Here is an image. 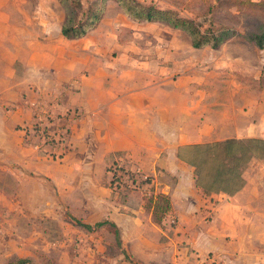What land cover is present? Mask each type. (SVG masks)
Returning <instances> with one entry per match:
<instances>
[{
    "label": "crops",
    "instance_id": "0c3cea01",
    "mask_svg": "<svg viewBox=\"0 0 264 264\" xmlns=\"http://www.w3.org/2000/svg\"><path fill=\"white\" fill-rule=\"evenodd\" d=\"M111 11L121 13L125 19L113 18ZM105 19L110 29L100 38ZM135 24H156L165 31H180L162 23L135 22L108 0L102 19L84 37L68 40L59 31L58 43L51 36L32 43L37 52L32 67L34 76L24 82L16 96L32 94L31 97H38L45 104L56 99L59 106L54 113L78 109V120L69 140L72 150L62 156V168L74 169L73 178L78 181L98 182L103 174L106 186L102 195L108 198L104 199L105 222L113 224L121 237L127 229L133 231L144 245L151 243L146 236L149 232L154 239L150 246L167 249L169 241L163 238L164 243L159 245V240L161 235L165 238L168 235L145 215L142 196L131 192L125 202L120 201L109 188L106 168L114 160L125 159L132 170L156 178V193L168 198L172 215L177 219L172 236L190 232L193 249L200 258L171 248L170 257L163 260L152 255L150 261L264 264V162L256 163V167L253 163L252 167L248 165L242 175L244 186L236 194L204 195L196 187L190 168L177 158L180 147L201 144L209 136L264 131L263 89H255V93L247 96L250 92L240 84L231 88V67L237 55L226 58L224 46L229 41L216 50L195 49L189 37L180 31L189 40V55L198 50H206L208 54L201 60L206 70L200 81L196 69L199 60H190L185 68L179 66V63L184 66L183 61L168 62L173 61L180 48L167 43L165 34L158 33V41L151 44L135 39L127 42L128 34L141 35L136 28L129 31ZM244 46L261 50L246 42ZM236 61L242 62L238 57ZM236 77L255 84L261 75ZM211 83L217 86V93L209 86ZM232 90L235 93L230 99ZM31 115L6 112L0 106V243L5 246L15 244V238L22 239L16 223L19 219L26 216L31 222L32 217L37 219L41 213L54 211V194L49 196L47 190L40 194L37 186L42 188V183L47 182L51 189L58 190L55 163L47 160L48 155L40 151L37 142L26 139L20 127L31 120ZM223 139L217 141L233 138ZM163 175L173 181L161 183ZM79 202L85 209L84 194ZM94 204L101 212L102 204L97 201ZM14 254L1 251L0 259L6 261Z\"/></svg>",
    "mask_w": 264,
    "mask_h": 264
},
{
    "label": "rangeland",
    "instance_id": "374dc122",
    "mask_svg": "<svg viewBox=\"0 0 264 264\" xmlns=\"http://www.w3.org/2000/svg\"><path fill=\"white\" fill-rule=\"evenodd\" d=\"M92 1L94 0H81L82 7L78 15L81 20L84 19L88 6ZM139 1L145 4L155 5L162 10L176 11L182 17L197 19L199 22H203L205 27H208L209 24L217 26L230 24L232 20L228 12H231L235 16L238 22L236 27L240 32H243L252 23V16H249V14H238L235 9L228 10V5L235 0ZM253 1L259 2L264 0ZM210 6L212 11L208 13ZM111 13L113 18L125 19L121 13L116 14L115 11H111ZM64 17L65 12L58 0H0V106L6 112H13V114L21 113V111L32 114L31 120L27 123L23 122L20 126L21 129L23 128L28 131V128L36 122L35 114H39V112L41 113L39 115L42 116L49 115L42 118V122L46 125L50 134L58 133L66 129V141L60 149H55L52 146H50L51 148L42 147L41 149L43 153L46 155L50 154L53 157L55 155L64 156L72 150L69 145V140L73 131L74 122L78 118V109L69 108L64 112L62 111L63 113H54L56 107L59 106L56 99L53 101L49 100V104H45L42 99L31 97L32 94L16 96L15 93L20 92L24 82H29L34 76L32 67L36 61L37 52L36 48L32 46V43L45 39L47 36L55 37V42L58 43L59 39L57 38ZM106 20H104L105 23L100 29L99 34H102L100 38L105 37L107 32H109L110 24L106 23L108 22ZM133 26L129 31L132 32L136 28L135 31L141 33V35L134 37L132 33L128 34L129 36H126L127 42H133L135 39L145 44H151L158 41V33H163V35L165 34L167 43H174L180 48L175 52L173 61L168 62L183 61L184 66L180 65V63L179 66L185 68V65L190 60H199L200 63H198L196 69L199 80L202 81L204 79L202 76L205 77L204 70L206 69L202 66L203 63L201 60L206 59L208 54L206 50H198L192 51V56L189 55L188 52L191 51L188 45L190 43L184 33L180 31H165L161 25L156 24H135ZM245 42L243 38L235 37L229 40V43L224 46L226 58H229V56L233 58L237 55L238 59L242 60V62H237V57L234 58L235 60L233 62L235 63L231 67L233 78L231 77L229 85L231 88H234L236 84H240L241 87L246 88L247 92H250L248 94L246 93L247 96L255 93V89H263L264 93V48L261 50L251 49L250 47L244 46ZM227 48L229 49L228 51ZM56 58H58V52L56 53ZM238 74L241 76H253L255 78L261 75V77L255 84H249L246 78L245 80L247 82L245 80L243 82L237 80L236 76ZM28 86L30 85L28 84ZM209 86H213L212 83ZM31 89L32 87L30 86L29 90ZM200 90L206 89L201 88ZM213 90L217 93V86H213ZM229 90L231 89L227 91ZM233 93H235V90H232L230 93V99L234 97L232 96ZM229 96L227 97L229 98ZM256 134H261L262 136H255ZM228 136L241 141L250 138L264 140V131L258 133L256 131L248 133L237 131L232 133L224 132L201 140L202 143L199 145H202V147L200 148L184 149V157L193 158L196 164L202 168L204 182L211 180L210 176L216 163L219 161L218 158H224L221 153L215 150L205 149L204 146L218 142L217 140L223 138H229ZM28 141L32 143L37 142L42 146L41 141L38 139L30 137ZM244 148L245 146L236 145L232 151L236 154H243L245 151ZM248 149L250 153L252 152L254 154L253 159L248 163L249 167H252V163L256 167V163L260 164L264 162V147L249 145ZM63 159L47 158L50 162L55 163L56 170L54 177L56 178L58 190L51 189V186L47 182H39V184L42 183L44 185H42V188L40 185L37 186L40 194L42 190L43 192L47 190L49 196L51 193L54 194L52 202L54 211L49 212L47 215L41 213L37 219L32 217L31 222L28 221L26 216L19 219L16 223L18 224V232L23 237L22 239L15 238V244L10 246H5L0 243V253L1 251L6 252L8 250L15 252L14 256L6 261L0 259V264H156L149 260L150 256L154 255L157 258L165 260L171 256V252H173L171 248L193 253V258H196V256L200 258L199 252L193 249L192 240L188 234L190 232H183L172 236V228H162L163 232L168 235V238L161 235V241L159 240V245H162L164 240L169 241L171 245L167 249H162L161 246L160 248L155 245L150 246L154 239L149 232H147L146 236L151 241L150 245L142 244L138 240L139 236L136 237L133 231L129 229L124 231L125 234L123 237L119 234L120 244H118L113 227L109 225L96 227L98 223L105 222L103 211L106 203L104 199L108 198H104L105 196L102 195L104 193L103 187L106 186V180L103 174H101L102 177L98 182L95 180L78 181L73 178L74 169L64 170L62 168ZM186 166L190 168L192 173L194 172V168L189 165ZM246 168L243 170V173ZM108 176L110 175L106 174V177ZM172 181V179L170 180L166 175H163L160 182L169 183ZM147 190L146 193L149 194L147 197L158 194L156 193V189L154 193ZM135 192L141 196L143 195L142 191ZM83 194L86 196L87 202L85 209L79 202L80 195ZM128 194L124 197L121 194L119 196L120 198L118 195L116 196L120 201L125 202ZM96 201L103 206L100 208L102 210L101 212H99L100 210L94 204ZM80 212H84V216ZM145 215H149L153 222L157 223L156 218H159L162 214H156L155 211L145 209ZM170 216L172 214L168 215L166 219H169ZM79 224L88 225L91 229L84 228ZM18 250H22L23 253H19L21 251L18 252Z\"/></svg>",
    "mask_w": 264,
    "mask_h": 264
},
{
    "label": "trees",
    "instance_id": "16d2710c",
    "mask_svg": "<svg viewBox=\"0 0 264 264\" xmlns=\"http://www.w3.org/2000/svg\"><path fill=\"white\" fill-rule=\"evenodd\" d=\"M107 1L108 0L92 1L88 6L85 16L83 15L84 19L81 20L78 17L82 7L81 0H58L65 12V17L60 29L61 35L68 40L84 37L89 31L94 29L102 19ZM112 1L119 6L124 15L135 22L162 23L170 28L184 32L189 37L191 46L195 49L209 47L216 50L235 37L243 38L247 43L254 45L258 49L264 48V1L235 0L228 5V10L235 9L238 14L246 13L252 16V23H250L248 28L243 32L237 29L236 25H238V22L231 12H228L232 20L230 24H222L219 26L209 24L208 27H205V24L199 22L197 19L182 17L176 11L162 10L155 5L145 4L139 0ZM211 11L212 8L210 6L208 13ZM43 129L48 131L45 124ZM35 133H37V131ZM239 141L241 140L233 138L209 145L206 144V146H204L205 149L215 150L224 157L218 158L219 161L212 170L213 172L211 173V180L209 182L203 181L202 168L196 164L193 158L184 157L183 153L186 149H197L202 147V145H187L178 149L177 158L186 165L194 168V183L204 195L223 193L232 196L243 188L245 181L242 177V173L250 160L253 159L254 155L252 152H249L248 146L257 145L264 147V140L250 138L242 140L241 142ZM236 145L245 146L243 154H236L232 151ZM46 147L51 148L50 146ZM39 149L42 151V146ZM47 155L51 156L50 154ZM106 173L110 175L108 183L109 188L112 190V193L118 195V197L121 194L124 197L129 192H141L142 189H148L147 191L154 193L157 187L156 178L148 176L146 179H143L140 174L131 169L130 163L125 159L114 160L112 164L106 168ZM123 180L131 184H136L138 182V190L127 187L121 190L122 187L120 185ZM114 186L116 189H114ZM142 194L145 209H148V211H155L156 214H162L159 218H156V222L160 227L173 228L176 226L170 225L166 219L168 215L172 214L170 201L166 196L162 194H153L147 197L144 192H142ZM79 225L91 229L88 225ZM104 225H109L115 229V236L118 244H120L118 230L113 224L102 222L98 223L96 227Z\"/></svg>",
    "mask_w": 264,
    "mask_h": 264
},
{
    "label": "built area",
    "instance_id": "2783aa9c",
    "mask_svg": "<svg viewBox=\"0 0 264 264\" xmlns=\"http://www.w3.org/2000/svg\"><path fill=\"white\" fill-rule=\"evenodd\" d=\"M39 114H41V113L39 112ZM39 114H35L36 122L30 128H28V131L26 129H23L25 136H26V139L28 140L30 137L35 138V139H38L39 141H41L42 147L52 146L55 149H60L65 144L67 130L64 129L61 132L50 134L48 131H45L43 129L44 123L42 122V118H45L49 115L47 114V115L42 116ZM36 131H37V133H35ZM40 147H41V145L39 146V148ZM62 156L61 155L60 156L55 155L54 157L53 156H48V157L49 158H62ZM135 172L140 174L143 179H146L148 177V176L140 173L137 170H135ZM121 182H122V184L120 185L122 187L121 190H124L125 187L131 188L133 190H138V187H137L138 182L136 184H131L130 182L128 183L126 180L125 181L123 180ZM114 189H116L115 186H114ZM146 190L147 189H142V192H144V194H146V195H149L148 193H146ZM167 221L169 222L170 225H176V223H177V219L173 215L170 216V218L167 219Z\"/></svg>",
    "mask_w": 264,
    "mask_h": 264
}]
</instances>
